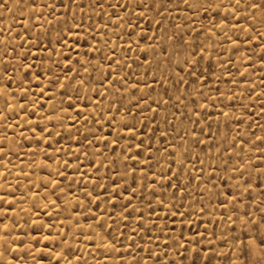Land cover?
<instances>
[{"label": "rangeland", "instance_id": "obj_1", "mask_svg": "<svg viewBox=\"0 0 264 264\" xmlns=\"http://www.w3.org/2000/svg\"><path fill=\"white\" fill-rule=\"evenodd\" d=\"M0 2V264L264 261V13Z\"/></svg>", "mask_w": 264, "mask_h": 264}, {"label": "snow or ice", "instance_id": "obj_2", "mask_svg": "<svg viewBox=\"0 0 264 264\" xmlns=\"http://www.w3.org/2000/svg\"><path fill=\"white\" fill-rule=\"evenodd\" d=\"M57 2L61 5V7L68 8V9L71 8V4H65V3H64V0H57ZM76 2H77V0H72V4H75ZM183 2H184V3H187V0H183ZM234 2H235L236 7H231V5L229 4V5H225V6H224V9H223L225 12H227V11H229V9H231V12H232L233 16L236 15V9H237L238 7H240V0H234ZM138 3H140L141 6L147 7V5L143 3V0H138ZM31 6H32L33 8H35V7L37 6V0H31ZM42 6H43V7H48L47 4H44V5H42ZM96 6H97V7H100L101 10H103V5H102V4L97 3ZM110 6L115 7V6H113V5H110ZM0 7H3V8H5V9H8V8L10 7V5H8L6 2H0ZM217 7L219 8L220 5H217ZM245 7H246L247 9H249V10H253V9H254V10H258V11H261L262 13H264V0H250V2H249V0H245ZM41 15H43V13H41ZM245 19H250V20L255 21V20H256V16L253 14V15H251V16H246ZM260 22H261L262 24H264V15L261 16V18H260ZM222 23H223V24H227V23H228V19H227V17H225V18L223 19ZM209 31H211V29H209ZM245 42L247 43L248 41H245ZM38 43H39V42H38ZM233 43L236 44V43H238V41H233ZM75 47H76V48H79V43H78V42L76 43ZM262 50H264V49H262ZM93 51H95V49H93ZM201 51H203V49H201ZM165 54H167V50H165ZM77 56H79V52H77ZM260 59H261V63H264V56H261ZM77 63H79V60H77ZM190 66L194 67V66H195V61L190 62ZM26 67H27L28 70H31L32 65H31V64H28ZM68 70H69V71H74V69H73L72 66H71V62H70V60H69V69H68ZM85 70H86V69H85ZM62 71H63V70H62ZM41 74H44V73H41ZM45 75H46V74H45ZM188 75H190V76H194L195 73L189 71V72H188ZM33 76H34V78L39 79V76L36 75L35 73L33 74ZM6 78H7V77H6ZM9 79H10V78H9ZM72 79H73L72 77H70V76H68V75H66V74H65L63 77H61V76H56L55 81L52 82L53 91L56 89L57 86H58L60 89H66L69 85H68L67 83H65L64 81H69V82H71ZM154 79H155V77H154ZM78 83H79V85L82 86V85L84 84L83 79H79V80H78ZM43 94H44V90L42 89V90H41V96H43ZM38 99H39V98H38ZM69 99H71V97H69ZM153 102H155V101H153ZM109 111H111V109H109ZM222 114L227 115L226 113H222ZM195 115L198 116L199 113L197 112V113H195ZM46 118H47V119H50V117H46ZM99 122H100L99 119H97V123H99ZM107 122H108V124H109L110 127L114 126L112 120H109V121H107ZM124 127H125L129 132H134V126H130V125H128V124H125ZM45 130H46V129H45ZM259 139H260V143H261V145H264V137H260ZM240 142L243 143V140L241 139ZM142 143H143V142H142ZM252 143H253V147L256 148L257 151L260 153V157H261L262 161H264V147H258V148H257V146L255 145V142H252ZM111 144H112V145H117V144H119V138L112 140V141H111ZM135 146H136V147H139L138 145H135ZM170 146H171V145H170ZM113 151H115V150L113 149ZM127 158H128V157H126V159H127ZM144 163L147 164V163H149V161H145ZM129 171L134 172L135 169H129ZM233 171H236V169H233ZM240 175H241V177H243L244 173L241 172ZM260 186H261L262 194H264V181H261ZM118 195H122V193H120V194H118ZM129 195H132V193L130 192ZM115 198H116V197H113V199H115ZM232 199H233V201H236V196L233 195ZM236 202L239 203V201H236ZM260 203H261L260 212L262 213V215H261V217H260V222H261V227L264 228V201H261ZM160 204H163V201H160ZM126 207H130V208H132L133 211L135 210V206L132 205L131 200H129L128 205H127ZM131 214H132L131 212L128 213V215H131ZM121 215L123 216V212L121 213ZM248 215H252V214H251V213H248ZM123 218H124V219H127V217H123ZM5 227H7V225H5ZM240 243H241L242 245L244 244L243 241H241ZM129 247H131V246L129 245ZM113 248H115V245H113ZM142 251H143V249H142ZM260 254H261L262 256H264V240L261 241V245H260ZM148 255H149L150 258L153 259L154 264H160L159 259L156 258L157 255H159V254H154L152 251H149ZM163 255L166 256L167 253L165 252V253H163ZM135 264H146V261H145L143 258H141V259H139V260H136V261H135ZM168 264H176L175 259H171V260H169V261H168ZM193 264H195V261H193ZM261 264H264V261H261Z\"/></svg>", "mask_w": 264, "mask_h": 264}, {"label": "bare ground", "instance_id": "obj_3", "mask_svg": "<svg viewBox=\"0 0 264 264\" xmlns=\"http://www.w3.org/2000/svg\"><path fill=\"white\" fill-rule=\"evenodd\" d=\"M230 1V0H229ZM252 22V21H251ZM19 176V175H18Z\"/></svg>", "mask_w": 264, "mask_h": 264}]
</instances>
